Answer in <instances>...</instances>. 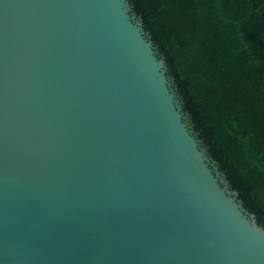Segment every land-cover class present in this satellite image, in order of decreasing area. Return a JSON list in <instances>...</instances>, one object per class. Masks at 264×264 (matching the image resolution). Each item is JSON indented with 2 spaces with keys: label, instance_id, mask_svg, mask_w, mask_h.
Returning <instances> with one entry per match:
<instances>
[{
  "label": "water",
  "instance_id": "obj_1",
  "mask_svg": "<svg viewBox=\"0 0 264 264\" xmlns=\"http://www.w3.org/2000/svg\"><path fill=\"white\" fill-rule=\"evenodd\" d=\"M129 0H0V264H264Z\"/></svg>",
  "mask_w": 264,
  "mask_h": 264
},
{
  "label": "trees",
  "instance_id": "obj_2",
  "mask_svg": "<svg viewBox=\"0 0 264 264\" xmlns=\"http://www.w3.org/2000/svg\"><path fill=\"white\" fill-rule=\"evenodd\" d=\"M189 125L264 227V0H129Z\"/></svg>",
  "mask_w": 264,
  "mask_h": 264
}]
</instances>
